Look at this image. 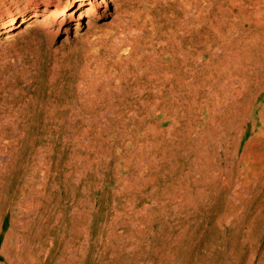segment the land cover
Returning <instances> with one entry per match:
<instances>
[{
    "label": "rangeland",
    "instance_id": "1",
    "mask_svg": "<svg viewBox=\"0 0 264 264\" xmlns=\"http://www.w3.org/2000/svg\"><path fill=\"white\" fill-rule=\"evenodd\" d=\"M42 1L0 0V157L15 176L4 191L10 199L14 187L23 189L20 210H31L20 214L25 232L18 227L10 232L2 209L0 264H8L6 256L17 255L23 245L28 264L109 263L112 240L104 234L120 205L125 208L123 222L134 214L140 218L134 223L140 235L129 244L143 256L140 264L150 259L157 264L163 245L171 241L173 264H257L264 250V63L254 77L244 67L246 72L237 77L240 85L236 78L211 70L224 68L220 58H233V51L219 52L221 45L232 49L231 44L212 45L204 39L186 58L193 64L192 89L173 91L177 87L169 74L160 89L148 74L136 85L129 78L121 119L99 120L87 112V103L94 101L109 74L110 85L116 87V64L146 57L167 64L172 45L179 42L187 51L188 29L201 28L189 23L211 2L111 0L107 7L90 8L84 17L88 6L79 9L74 0H45V10L33 18ZM57 1V13L63 16L45 18L52 35L44 36L43 28L34 25ZM260 9L264 21V0ZM72 10L75 15L68 18ZM235 70L231 66L232 75ZM245 78L250 79L247 85ZM220 84L229 91L225 98L220 94L222 106L232 103L230 92L241 86L247 92L236 98V131L213 147L215 160L208 174L216 181L198 187L203 156L183 149L177 161L173 151L163 160L160 142L186 140L195 147L215 116L209 103ZM154 95L164 100L163 112L131 120V112L146 115L149 108L141 104L150 106ZM153 128L158 134L150 144ZM93 142L99 150H85ZM96 154L102 162L86 166L85 158L92 162ZM70 156H77L80 164L67 166ZM131 175L142 182L130 194ZM29 189L39 197L27 196ZM198 192L202 197H196ZM72 227L77 230L74 240ZM126 235V229L117 227L119 242H126ZM246 236L257 239L251 260L250 245L240 244Z\"/></svg>",
    "mask_w": 264,
    "mask_h": 264
},
{
    "label": "bare ground",
    "instance_id": "2",
    "mask_svg": "<svg viewBox=\"0 0 264 264\" xmlns=\"http://www.w3.org/2000/svg\"><path fill=\"white\" fill-rule=\"evenodd\" d=\"M107 1V2H106ZM211 3L205 7L203 11H200V14L193 19L189 25H192L194 23L200 24L201 28L200 30H194V29H188L189 33V48L187 51H184L182 49V46L177 43L176 46L174 44L172 45V52L170 55V61L167 62V64H162L160 61H156L152 58L146 57V58H137L136 60H133L132 62H129L128 60L122 61L123 64H116L115 66L120 69V74L117 76L116 80V87H113L110 85L113 76L109 74L106 76L104 83H100V85L97 87L98 90H100L97 97L94 99V101H91L87 103V112L93 113L92 116L99 120H106L110 121L112 123L113 121L121 119L123 116L120 114V107L127 105V99L129 97V78H131V83L136 85L137 80L142 76H147L150 82L155 83L158 86V89L162 88V85H165L167 80L165 79V75H168L171 78H174L175 86L177 88H173V91H184V90H190L192 89V76H193V64L191 62H188V59L191 58L190 53L192 52L193 48L198 47L200 44H202L203 40L206 39L212 45L218 44V43H226L229 42L231 44L229 49L228 47H223L221 45V49L219 50L220 54L227 51H233V58H220L221 61H223V69L218 70V68L215 66L211 68V70L218 71L220 73H217L218 76L220 75H226L228 78H236L242 75L243 71L246 72L243 68L248 67L251 71L249 74L250 76H256L258 74L257 70L262 63H264V21H262V11L260 9V0H208ZM43 3L39 5L38 9L34 11L32 17L40 16L37 12H42V10H45V7L47 3H45V0L42 1ZM59 2L57 1L56 6L54 9L50 11L49 14H45L40 18L39 21L35 23L34 26H37L38 28H43L41 34L44 36H51L52 30L49 27V24L45 18L50 17H61L63 16V13H57ZM74 4H77V8L88 6V8L85 9V15L86 17L88 15V11L90 8L95 6H105L111 5V0H74ZM81 9V8H79ZM77 10L75 9V12ZM115 10L112 9V12ZM65 15V14H64ZM75 15L74 11H70L66 14L68 18H73ZM80 17L78 18V21L76 22L75 30L78 29V26L80 24ZM16 25V24H15ZM17 27L14 26V28ZM231 28L229 31H226L225 28ZM239 29V32L234 36L231 35L232 32H235L236 29ZM241 28H245L244 30H241ZM234 30V31H233ZM241 30V31H240ZM76 34V33H75ZM234 37V38H232ZM4 40H9V37H5ZM238 44L242 45V48H238ZM188 58V59H186ZM231 66L233 68H236L234 71V75H232ZM182 68H185L186 70L183 72ZM262 69V68H261ZM263 71V70H260ZM161 73L163 74L164 78H161ZM185 75V76H184ZM190 78V82H185V78ZM244 78V76H243ZM234 81L235 79H231ZM238 80V79H237ZM250 79L245 78V84L247 85L250 81ZM240 81V80H238ZM240 85H242L240 81ZM241 90L230 92L229 95H231V102L229 104H224L223 106L220 104V94L227 95L229 91H225V86L222 84L217 85V87L213 88V97L212 102H210L209 106L212 108L213 113L216 118L213 115V119L210 120V126L207 130L204 131V136L198 137V143L195 147L189 144L188 141H177V143H166L164 145V140H161L160 145L162 147H165L163 151V160H165L166 153L168 151H173L174 153V160L177 161L179 158H182V150H188V151H194L195 154L200 158V156H203V166L200 174V180L196 183L198 187H206L210 186L212 183H214L216 180L214 177H210L208 174V171L211 169V166H213L214 160V150L213 147L218 144L219 141H228L229 135H231L233 132L236 131L238 125H239V113L238 109L240 106L238 105L236 98L241 97L242 94H245L247 91H244L243 86H241ZM157 89V91H158ZM235 95V96H234ZM152 104L142 103L140 108L145 109L147 106L149 109L145 113V116H141L140 113L131 112L129 115L131 120H146L148 115L152 114L153 117L159 116L164 109V100L160 98L158 95H154L153 99L151 101ZM101 109H104V112H100ZM85 110V108H84ZM47 123V120L45 121ZM221 124L220 130L218 129L217 124ZM152 133V139L150 140V144L154 142V139L156 138L158 132L153 128L150 131ZM219 132V134H218ZM94 149L96 152L99 150L98 143L93 142L91 143V146L88 149L85 150H91ZM76 161L80 164V159L75 156H70L69 161L67 163V166H73L75 165ZM102 162L101 155L96 154L94 156V160L92 162H89V159L85 158V164L86 166H92L93 163L96 165H99ZM14 176L13 169L9 170L6 167L1 165V157H0V213L2 209L5 210L4 219L3 222L9 221L10 224V232L11 230L14 232V230L18 227L20 232H25L26 224L21 225L19 224L20 221V214L21 213H29V209H25L24 211L20 210L19 206V197L25 196L24 190L19 189L18 187L13 188V192L9 195L10 199L5 195L4 190H8V187H10V179H12ZM8 180L6 181V179ZM188 178V176L186 177ZM128 180L129 188H130V194L135 190L138 191L139 185L142 182V179L139 177H135L131 175ZM214 180V181H213ZM213 181V182H212ZM133 188V189H132ZM25 189H27L25 187ZM29 194L36 195L39 197L38 193L35 192L33 194L32 190L29 189L27 192V196ZM196 197H202L201 193L198 192ZM79 204V202H78ZM36 205H38V202L36 201ZM119 209V210H118ZM118 209L116 210V218L113 219L108 224L107 232L104 234L108 237V239L111 242V255H110V262L106 264H140L141 257H143L141 254H135V250L130 248L129 244L134 242V236L140 235L139 232H136L137 230H134V223L136 221H140V218L138 215H133L129 217V221L123 222L122 217L125 216V208L124 206H118ZM121 211V212H120ZM2 214V215H3ZM117 227H121L126 229L127 235L125 238L127 239L126 242H119L120 238L116 236V229ZM72 238L71 240H74L77 237V230L72 227ZM76 230V231H75ZM170 236H167V239L169 240ZM68 244V242H67ZM242 246H245L246 244L250 245L249 248V254H248V260H251L254 246L257 245V239L252 240L250 236L244 237V240L240 242ZM172 246V241L170 244L165 247L163 245L162 248L165 249L164 254H162L161 257L158 258L157 264H173L174 258L172 256V249L170 248ZM25 251L26 246L23 245L20 250L17 252V255L15 254H8L6 256L7 263L8 264H28L25 258ZM11 255V256H10ZM35 257V254H34ZM154 260L150 259L147 264H153ZM257 264H264V250L262 252V258L258 261Z\"/></svg>",
    "mask_w": 264,
    "mask_h": 264
}]
</instances>
